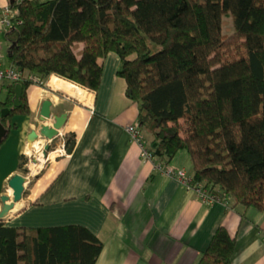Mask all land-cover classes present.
I'll return each instance as SVG.
<instances>
[{
	"label": "trees",
	"instance_id": "1",
	"mask_svg": "<svg viewBox=\"0 0 264 264\" xmlns=\"http://www.w3.org/2000/svg\"><path fill=\"white\" fill-rule=\"evenodd\" d=\"M13 3L21 22L2 35L13 64L41 79L58 72L97 91L106 56L117 51L141 131L153 134L152 157L165 167L186 148L192 184L233 199L242 216L251 206L264 209V0ZM36 81H5L0 145L13 116L32 111ZM77 139L76 131L64 132L66 154ZM27 159L21 156V169ZM236 244L222 224L196 264H233ZM103 247L84 223L28 226L0 217V264H96Z\"/></svg>",
	"mask_w": 264,
	"mask_h": 264
},
{
	"label": "crops",
	"instance_id": "2",
	"mask_svg": "<svg viewBox=\"0 0 264 264\" xmlns=\"http://www.w3.org/2000/svg\"><path fill=\"white\" fill-rule=\"evenodd\" d=\"M120 62L110 50L97 91L80 83L75 95L56 91L48 81L52 74L30 86L32 111L13 116L15 124L0 145V215L8 212L16 225H88L104 241L96 264H196L225 224L237 237L233 264H264V209L251 206L242 216L231 198L205 201L196 187L145 155L143 148L151 144L146 136L144 147L132 139L126 125L139 123L140 107L127 94ZM48 97L68 112L56 140L76 131V147L47 163L28 187L32 202L25 209L3 212L9 179L22 171L21 156L28 158L44 140L39 127ZM190 160L189 150L180 148L170 163L191 174Z\"/></svg>",
	"mask_w": 264,
	"mask_h": 264
},
{
	"label": "built area",
	"instance_id": "3",
	"mask_svg": "<svg viewBox=\"0 0 264 264\" xmlns=\"http://www.w3.org/2000/svg\"><path fill=\"white\" fill-rule=\"evenodd\" d=\"M21 22V19L19 17V7L15 5L12 1H2L0 0V96L2 95V89L4 88V84L6 80H15L19 79L22 76H31L35 80H41L38 76L30 74V72L27 69H20L15 64H13L9 58L6 60L4 59L2 52H1V46H2V40H3V34L5 31L12 30L17 24ZM126 129L129 131L130 136L135 141L139 142L142 147H144V141L142 137V131L140 128V125L138 122L132 121L128 122L126 125ZM59 135V134H58ZM57 135V136H58ZM56 136V137H57ZM56 137L53 139H44L42 143H36L37 150L36 149L29 153L26 166H28L27 171L25 174L27 175L28 179H31L34 177L36 179L43 169L46 167L47 163L58 157L59 155H62L66 151V143L64 138H61L59 140H56ZM46 143H49V148H46ZM144 153L146 156H152V153L148 150V148H143ZM42 153L45 159L41 161L39 159L38 154ZM35 162H40L42 164L39 165V171L33 174V168ZM159 166L163 167L164 165L159 162ZM169 173L175 174L180 179L190 183L196 189L199 191L200 196L207 202L213 203L216 201H223L228 203L229 197L223 194L218 193H212L208 191L206 187L203 186H197L192 184L191 182V175L188 174L187 169L184 167L174 166L173 164L169 163L167 166L164 167ZM31 169V170H30ZM30 171V172H29ZM30 182V180H28ZM26 186L27 182H26Z\"/></svg>",
	"mask_w": 264,
	"mask_h": 264
},
{
	"label": "water",
	"instance_id": "4",
	"mask_svg": "<svg viewBox=\"0 0 264 264\" xmlns=\"http://www.w3.org/2000/svg\"><path fill=\"white\" fill-rule=\"evenodd\" d=\"M14 1V0H12ZM21 84H18L17 87V100L19 102L20 100V94H21ZM54 90L66 93L68 95H75V92H73L72 83L68 84V81H62L57 85L52 86ZM61 103L60 101L55 102L51 97H48L44 100L43 104V120L44 122L40 124L39 131L41 133V136L43 139H53L56 137L66 119V116L68 114L67 111H59ZM51 119L54 121L51 122ZM4 132V128L0 125V143H1V136ZM50 144L46 143L45 147L49 148ZM28 181V177L23 172H16L14 173L10 179L9 184L10 187L13 188V194L12 195H6L4 196L5 199L8 198L7 201L12 200V202L16 201V208L18 210H23L27 207L29 203L32 202L31 199L26 198L25 192H26V182ZM0 217L4 219H9V215L1 214Z\"/></svg>",
	"mask_w": 264,
	"mask_h": 264
},
{
	"label": "bare ground",
	"instance_id": "5",
	"mask_svg": "<svg viewBox=\"0 0 264 264\" xmlns=\"http://www.w3.org/2000/svg\"><path fill=\"white\" fill-rule=\"evenodd\" d=\"M48 81H49V83H50V85H52V86H54V85H57V84H59L60 82H62V81H68V84H70V83H72V88H73V92H77V90H80V88H79V86H78V84H77V81H75V80H73V79H71V78H68V77H65V76H62V75H60L59 73H57V72H55V73H52V75H50V77L48 78ZM77 88V89H76ZM81 91V90H80ZM43 141L42 140H40V141H38V143H42ZM36 151H38L37 149H36ZM38 156H39V159H41V161H42V159L44 160L45 159V157L43 156V154L42 153H40V154H38ZM38 164H42V163H40V162H35L34 163V165L32 166V168H33V174H35L36 172H38L39 171V165ZM31 170V169H30ZM30 172V171H29ZM4 196H6V195H12L13 194V188L12 187H9L7 190H5L4 191ZM27 196H28V194H26ZM26 196V197H27ZM8 200V198L7 199H5L4 201H5V204H3L2 203V205H1V211H7L8 209H10L11 208V210H12V207H14L15 206V204H16V201L15 202H12V200H10V201H7ZM15 208H16V206H15ZM14 210V209H13Z\"/></svg>",
	"mask_w": 264,
	"mask_h": 264
},
{
	"label": "rangeland",
	"instance_id": "6",
	"mask_svg": "<svg viewBox=\"0 0 264 264\" xmlns=\"http://www.w3.org/2000/svg\"><path fill=\"white\" fill-rule=\"evenodd\" d=\"M224 16V18L225 19H228V22H227V24L226 25H228V24H230L231 23V16L229 15V14H225V15H223ZM9 45H10V43H9V41L8 40H6L5 38H3V40H2V46H1V49H2V54H3V57H4V59L6 60L7 58H8V50H9ZM44 81V79H42V82ZM78 83V85H79V82H77ZM81 84V83H80ZM82 85V84H81ZM83 86V85H82ZM85 87V86H84ZM5 94V89L3 88L2 89V95H4ZM141 128V127H140ZM143 133L145 134V136H146V138H147V141H148V143L150 144V143H152V133L150 132V130L149 129H147L146 127L145 128H143ZM190 159H191V156H190ZM190 161H191V165H190ZM189 161V167H190V172H192V159ZM27 168H28V166H25V168L24 169H22V171L21 172H23V173H25L26 171H27ZM43 172V171H42ZM28 180H30V182L29 181H27V185H28V187H31L30 185L32 184V182L35 180L34 179V177L32 178V180L31 179H28ZM27 187V186H26ZM27 187V189H26V192H25V196H27L26 194H28V196L26 197V198H28L29 197V188ZM3 204H5V201L3 200V202H2ZM3 214H6L5 212L3 213ZM7 216H8V212H7V214H6Z\"/></svg>",
	"mask_w": 264,
	"mask_h": 264
}]
</instances>
